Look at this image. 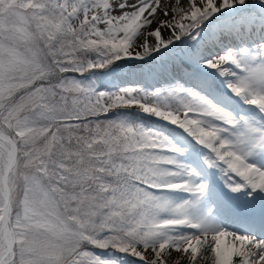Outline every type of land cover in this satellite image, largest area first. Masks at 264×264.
<instances>
[{
    "label": "snow or ice",
    "instance_id": "1",
    "mask_svg": "<svg viewBox=\"0 0 264 264\" xmlns=\"http://www.w3.org/2000/svg\"><path fill=\"white\" fill-rule=\"evenodd\" d=\"M224 213L264 229V0H0V264H264Z\"/></svg>",
    "mask_w": 264,
    "mask_h": 264
},
{
    "label": "rangeland",
    "instance_id": "2",
    "mask_svg": "<svg viewBox=\"0 0 264 264\" xmlns=\"http://www.w3.org/2000/svg\"><path fill=\"white\" fill-rule=\"evenodd\" d=\"M226 14L229 16L233 15L232 12H228ZM252 15L258 16L256 14H252ZM178 44L179 42H177V45ZM170 49H171V46H170ZM177 51H178V48L171 49L170 51L162 50L161 53L156 54V56H154V59L152 61L151 59H149L150 61L148 60L147 62H143L141 64H138L140 61L135 60V59L119 61L110 70H106V73L103 74V76H100L99 82H98L99 86L105 90H115L116 88L124 87L128 85H141L145 88H150L154 86L152 84L154 80L145 78V74H147L149 70L152 69L149 66V64L151 62H161L163 64H167L169 67H171L173 63L178 65L179 60L175 59V57L177 56ZM158 59H160L161 61H158ZM135 64H138V65H135ZM146 65H148L150 69L146 67ZM153 68H158V67L154 65ZM128 73H130L129 76L127 75ZM131 74H136L138 77L131 76ZM177 78H179V76ZM153 126L157 127L156 125H153ZM174 133L176 132L173 131V134ZM214 181L220 182L218 176L216 177ZM232 196L234 195L232 194Z\"/></svg>",
    "mask_w": 264,
    "mask_h": 264
},
{
    "label": "bare ground",
    "instance_id": "3",
    "mask_svg": "<svg viewBox=\"0 0 264 264\" xmlns=\"http://www.w3.org/2000/svg\"><path fill=\"white\" fill-rule=\"evenodd\" d=\"M131 76H135L136 77V74H131Z\"/></svg>",
    "mask_w": 264,
    "mask_h": 264
},
{
    "label": "trees",
    "instance_id": "4",
    "mask_svg": "<svg viewBox=\"0 0 264 264\" xmlns=\"http://www.w3.org/2000/svg\"><path fill=\"white\" fill-rule=\"evenodd\" d=\"M99 82V81H98ZM98 85H99V83H98Z\"/></svg>",
    "mask_w": 264,
    "mask_h": 264
}]
</instances>
